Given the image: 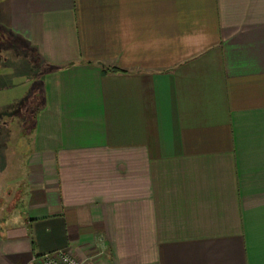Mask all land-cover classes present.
Listing matches in <instances>:
<instances>
[{
    "label": "crops",
    "instance_id": "obj_1",
    "mask_svg": "<svg viewBox=\"0 0 264 264\" xmlns=\"http://www.w3.org/2000/svg\"><path fill=\"white\" fill-rule=\"evenodd\" d=\"M0 28L47 66L0 264H264V0H0Z\"/></svg>",
    "mask_w": 264,
    "mask_h": 264
},
{
    "label": "rangeland",
    "instance_id": "obj_2",
    "mask_svg": "<svg viewBox=\"0 0 264 264\" xmlns=\"http://www.w3.org/2000/svg\"><path fill=\"white\" fill-rule=\"evenodd\" d=\"M46 69L30 45L0 28V203L7 206L14 204L17 192L13 190L7 198L6 181L12 180L11 185H15L20 178L19 172H8L7 168L15 169L10 160L16 161L9 152L29 135L31 139L35 115L42 102L41 81ZM16 165L19 168L20 162Z\"/></svg>",
    "mask_w": 264,
    "mask_h": 264
},
{
    "label": "built area",
    "instance_id": "obj_3",
    "mask_svg": "<svg viewBox=\"0 0 264 264\" xmlns=\"http://www.w3.org/2000/svg\"><path fill=\"white\" fill-rule=\"evenodd\" d=\"M32 264H83L68 251L59 250L50 254H41L32 259Z\"/></svg>",
    "mask_w": 264,
    "mask_h": 264
}]
</instances>
